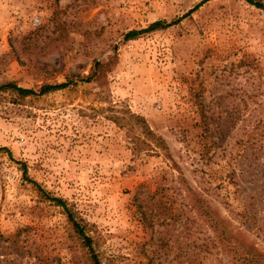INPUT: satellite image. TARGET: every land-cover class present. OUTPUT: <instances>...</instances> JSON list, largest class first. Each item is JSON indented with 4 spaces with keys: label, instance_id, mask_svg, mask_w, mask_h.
Wrapping results in <instances>:
<instances>
[{
    "label": "rangeland",
    "instance_id": "rangeland-1",
    "mask_svg": "<svg viewBox=\"0 0 264 264\" xmlns=\"http://www.w3.org/2000/svg\"><path fill=\"white\" fill-rule=\"evenodd\" d=\"M202 1L0 0V83L73 81L0 93V264H93L47 195L101 264H231L189 189L264 257V9Z\"/></svg>",
    "mask_w": 264,
    "mask_h": 264
},
{
    "label": "trees",
    "instance_id": "trees-1",
    "mask_svg": "<svg viewBox=\"0 0 264 264\" xmlns=\"http://www.w3.org/2000/svg\"><path fill=\"white\" fill-rule=\"evenodd\" d=\"M204 1L205 0L197 4L195 7H198ZM247 1L250 4L256 6L257 8L264 9V4L261 0ZM168 25L169 24L162 20H157L150 23L146 28L142 30H130L126 33V37L133 38L139 33L152 31L157 28H165ZM111 59L112 58L108 59L105 63H109ZM105 63H98L95 66V70L92 71L91 74L86 77V81H89V79L92 78L97 80L100 79L102 74L106 70ZM72 83L73 81L71 79L65 82L55 84L43 83L38 87V89H33L21 87L13 81H8L0 83V93L3 91H9L17 94L20 97L44 95L51 91L67 87L69 84ZM130 115L135 119L136 123L139 124L141 131L144 134V137L147 139H152L155 146L164 150L165 152H167L166 155L170 156L166 143L164 142L162 137L156 135L151 130L145 118L143 116H139L133 113H131ZM143 142H146V140L143 139ZM2 149L5 148H0V150ZM187 195L190 207L196 211L202 222L205 223L206 226H208L212 230L215 239L217 240V247L225 250V252L230 256L231 264H264V257L260 253H258L254 248L245 247V245L241 244V242H238V240L226 229L223 218H221L218 212H216V210L212 206H210L208 202L200 196L199 193L192 189H189ZM46 197L50 201H53L56 205L63 208L64 212L68 217V220L72 225L73 232L81 240L83 246L88 248V251L90 252V259L93 264H101L98 257L92 250V236L89 234V230L87 229L86 223L82 219L75 218L74 212L67 205L66 200L55 196L47 195Z\"/></svg>",
    "mask_w": 264,
    "mask_h": 264
}]
</instances>
